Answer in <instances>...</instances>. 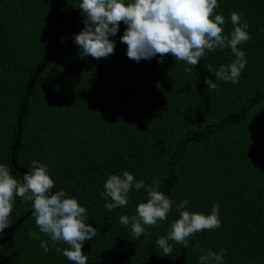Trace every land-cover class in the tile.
<instances>
[{"label":"trees","instance_id":"trees-1","mask_svg":"<svg viewBox=\"0 0 264 264\" xmlns=\"http://www.w3.org/2000/svg\"><path fill=\"white\" fill-rule=\"evenodd\" d=\"M0 235V264H264V0H0Z\"/></svg>","mask_w":264,"mask_h":264},{"label":"rangeland","instance_id":"rangeland-1","mask_svg":"<svg viewBox=\"0 0 264 264\" xmlns=\"http://www.w3.org/2000/svg\"><path fill=\"white\" fill-rule=\"evenodd\" d=\"M6 232V231H5ZM2 235H0V237H1Z\"/></svg>","mask_w":264,"mask_h":264}]
</instances>
